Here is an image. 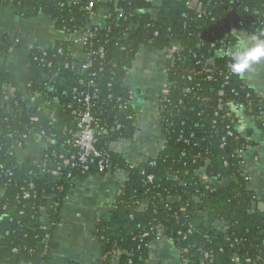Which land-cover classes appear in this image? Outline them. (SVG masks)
<instances>
[{"label": "trees", "instance_id": "1", "mask_svg": "<svg viewBox=\"0 0 264 264\" xmlns=\"http://www.w3.org/2000/svg\"><path fill=\"white\" fill-rule=\"evenodd\" d=\"M68 3L0 0V7L12 5L23 18L48 14L59 31L72 34L90 30L95 35L85 48L91 64L86 76L73 72L70 41L58 42L44 52L32 51V62L57 76L52 91L47 85L29 81L23 94L15 90L13 77L0 75V187L5 190L0 199V264H48L55 247L54 229L70 188L92 175L117 171H127L129 177L116 212L100 221L94 232L104 258L95 264H110L116 251L121 253L120 264H145L148 245L159 232L181 252L187 251L182 256L190 264H203L205 255L212 257L211 264H264V214L247 187L237 154L249 140L234 130L233 117L228 116L226 107L228 102L245 104V114L255 117L264 133V100L242 78L230 73L229 56L215 58L216 51L236 44L233 31L250 35L264 29V0H198L200 17L191 8V0H163L158 8L145 0H110V9L116 5L123 16L119 22L115 16L110 18L105 27L92 23L86 0L77 5ZM134 22L139 27L131 30ZM175 42L182 49L173 55L168 95L161 103L160 127L166 146L157 157L131 168L121 155L110 150L111 144L125 140L128 131L134 130L135 119L129 120L135 118L131 96L119 85L121 75L132 68L141 47L166 52ZM211 59L214 66L208 64ZM8 84L14 93L2 105V87ZM37 94L59 101L63 109L58 121L31 120L30 115L36 113L31 102ZM88 94L92 96L90 114L102 130L108 131V135L97 137V149L108 156L109 166L106 164L102 171L101 161L96 160L86 170L68 167V181H52L39 178V168L30 162L19 165L14 147L31 132L55 142L46 152L48 162H61L60 149L71 155L77 153L74 142L79 121L75 113L86 110L78 101ZM230 131L232 136L228 135ZM203 167L207 169V181L198 176ZM150 175L154 176L151 183ZM222 178L232 181L218 189L211 184L213 179ZM26 194L30 197L25 198ZM171 197H178L180 202L170 204ZM195 199L199 203L190 209ZM43 209L48 210L50 227L42 222ZM152 228L155 232L143 237ZM189 230L193 234L186 239L179 236Z\"/></svg>", "mask_w": 264, "mask_h": 264}, {"label": "crops", "instance_id": "2", "mask_svg": "<svg viewBox=\"0 0 264 264\" xmlns=\"http://www.w3.org/2000/svg\"><path fill=\"white\" fill-rule=\"evenodd\" d=\"M109 1L99 0L100 10L97 18L94 19L95 25L103 26L106 23ZM145 1L156 8L163 2V0ZM191 2L193 5L198 4V0ZM235 35L246 37L248 33L241 32ZM63 39L64 34L56 28L55 21L48 14L23 18L12 5L1 6L0 75L13 77L15 90L23 94L27 93L29 81L51 88L57 82V76L48 74L35 65L31 55L34 49H53ZM5 45L9 46L8 50L5 49ZM235 46L236 44L230 47V54V50ZM179 47V43H173L167 54L143 46L132 68L121 75L119 85L128 90L131 96V106L135 116L134 130L130 134L131 137L127 136L125 140L111 144L110 150L135 165L157 157L165 147L166 139L160 127L158 106L160 96L168 85V71L171 67L169 54L177 51ZM78 53L81 58L83 50H77L76 54ZM73 72L76 76L81 75V67L76 66ZM242 79L258 98L264 100V64L258 65ZM150 81L152 89L146 85ZM2 88L9 97V94L13 95L12 85L8 84ZM31 105L36 110L35 114L30 115L32 121L47 118L56 122L63 109L57 99L45 94H37L32 99ZM238 129L249 140V146L241 156L243 173L248 179L247 187L257 200V209L264 214V133L258 129L256 118L249 115L241 117ZM54 146L53 140H44L39 134L31 132L23 148L16 154L17 162L19 165L30 162L39 168V178L55 181L60 164L46 160V152ZM64 152V149H60L59 156ZM198 176L201 180L207 179L206 167L198 171ZM128 177L127 171L95 174L86 180L77 181L70 188L62 208L61 220L54 229L55 247L49 253L48 264H95L104 259L101 245L94 238V232L100 221L116 212L121 191ZM4 195L5 190L0 187V199ZM48 201L51 207L52 199L49 198ZM168 202L178 204L180 199L171 197ZM198 203L199 200L195 199L190 209ZM42 222L50 227L47 209L42 211ZM219 229H223L222 226L219 225ZM262 254L263 251L261 256L264 259ZM120 261L121 253L113 256L110 264H120ZM145 264L190 263L184 260L176 244L162 232L150 242Z\"/></svg>", "mask_w": 264, "mask_h": 264}, {"label": "built area", "instance_id": "3", "mask_svg": "<svg viewBox=\"0 0 264 264\" xmlns=\"http://www.w3.org/2000/svg\"><path fill=\"white\" fill-rule=\"evenodd\" d=\"M124 1V0H122ZM110 2V1H109ZM116 2H119V0H116ZM81 0H69V5H77L80 4ZM86 11L89 14V17L92 21V23L94 24V19L97 18L98 14H99V10H100V2L99 0H86ZM108 17L106 20V23L103 26H99V27H105L107 25V22L110 18L114 17L116 18V22H119V20L122 18V10L120 8H118L116 5L114 7L113 10L110 9L109 7V3H108ZM191 8L195 9L197 12V16L200 17L201 16V10L200 7L198 6V4L193 5L191 2ZM140 13V12H138ZM95 25V24H94ZM97 26V25H95ZM139 25L134 22L130 25V29H138ZM64 34V39L61 40L60 42H66V41H70L71 45L68 47V52L69 54L73 57L74 60V66H73V71L74 68L77 67H81V71L82 74L78 75V76H82V75H89L90 73V69H91V64L88 63V57L89 54L85 52V48L88 47L89 45H91L92 43V38L95 36L94 33H92L90 30L87 31H81V32H77V33H72V34H67L64 31H61ZM234 35L237 33L235 31L232 32ZM176 43V42H175ZM230 47L233 46H229L227 49L226 46L222 47L219 51H222L223 53H225L224 55H227L230 57V53H229V49ZM171 48V47H170ZM169 48V49H170ZM83 50V55L80 58V53H78V55L76 54L77 50ZM168 49V50H169ZM181 45L179 47V49L170 55V59H171V67L173 65V55L176 53H179L181 51ZM168 50L165 52L168 54ZM41 52H44L45 50H40ZM60 53L62 51H59ZM217 52L215 53V58H220L224 55L221 56H217ZM102 53V51H101ZM164 53V52H163ZM37 62V59H36ZM214 59H211L208 61V64L210 66H214ZM39 66V65H38ZM40 67V66H39ZM170 67V68H171ZM42 68V67H40ZM43 69V68H42ZM169 72V71H168ZM193 74H197V72L193 71ZM188 79L191 80V76H188ZM209 80L212 79V76H209L208 78ZM229 77H226L225 80L228 81ZM168 86H169V81H168V85L165 87L163 93L160 96V102H159V106H158V111H159V116H160V122H161V103L162 98L167 97L168 95ZM49 91H52V88H49ZM4 99L1 101V104L3 105L4 103L7 102V100L12 97L11 94L10 97L8 95H6V92L4 94ZM220 96L223 97V93L222 91H220ZM91 95H85L83 97L80 98V100L78 101L79 104L84 105V107H86L85 111H77L75 114L77 116V119L79 121V131L76 134L75 137V142H74V148L77 149V153L75 155H71V152L68 150H64V153H61L59 158L62 159V161L59 163V170L56 173V178L57 180H64V181H68L71 178V172L69 171L68 167H72L75 168L77 166H81L84 167V169H87V165L90 163H93L96 160H100L101 161V167L100 169L103 171L105 169V165L107 164V166H109L108 163V156H104L98 149H97V144H98V136L101 135H108V131L105 129H101L99 126L98 121L90 114V101H91ZM166 100V99H164ZM220 103H224L223 100H220ZM130 106H131V102H130ZM132 107V106H131ZM226 107L227 109H229V117H233V125H235V131L244 139L247 140V137L245 134H243L242 132L239 131L238 129V124L240 119L242 116H245V110H246V106L245 104H232L231 102L226 103ZM248 116V115H247ZM133 117H129V120H133ZM237 124V125H236ZM118 129H120V126L118 127ZM229 136H232L233 133L230 131ZM40 137H42L41 135H39ZM29 135L24 137V142L23 143H18L15 147H14V151L17 154V152L19 150H21L24 146V144L26 143L27 139H28ZM121 142V141H120ZM166 146V144H165ZM249 143L246 145V147L244 149H240L237 151L238 156L241 158V169L243 172V160H242V154L245 152V150L248 148ZM185 154V153H184ZM183 154V155H184ZM127 164L133 168L135 167L134 163H131L129 161H126ZM244 175V173H243ZM245 176V175H244ZM246 177V176H245ZM247 178V177H246ZM154 180V176L150 175L148 178V181L151 183ZM207 181V179L205 180ZM232 180L230 178H222V179H213L211 181V184L215 187V188H224L226 186L229 185V183ZM30 195L26 194L25 198H29ZM186 211V210H184ZM155 229L152 228L149 232L145 233L143 237H148L151 233H154ZM162 234V232H159L156 237ZM193 234L192 230H189L187 232V234L183 235L182 232L179 233V236H182L184 239H186L187 235H191ZM155 237V238H156ZM150 247V243L148 245V248ZM119 251L114 252L113 256H118V254L120 255V253H118ZM187 251L184 250V252H181V254L183 255V253H186ZM203 264H211L212 263V257L210 255H205L204 259L202 260ZM247 262H250V260H248Z\"/></svg>", "mask_w": 264, "mask_h": 264}, {"label": "clouds", "instance_id": "4", "mask_svg": "<svg viewBox=\"0 0 264 264\" xmlns=\"http://www.w3.org/2000/svg\"><path fill=\"white\" fill-rule=\"evenodd\" d=\"M230 52V73L237 78H244L258 65L264 64V29L246 37L237 36L236 46ZM224 54L222 51L217 52V56Z\"/></svg>", "mask_w": 264, "mask_h": 264}, {"label": "rangeland", "instance_id": "5", "mask_svg": "<svg viewBox=\"0 0 264 264\" xmlns=\"http://www.w3.org/2000/svg\"><path fill=\"white\" fill-rule=\"evenodd\" d=\"M148 88H151L152 89V84H151V81L149 83L146 84ZM151 91V90H150Z\"/></svg>", "mask_w": 264, "mask_h": 264}, {"label": "water", "instance_id": "6", "mask_svg": "<svg viewBox=\"0 0 264 264\" xmlns=\"http://www.w3.org/2000/svg\"><path fill=\"white\" fill-rule=\"evenodd\" d=\"M128 132H129V135H127V136H128V137H131L130 134L132 133V131H128ZM263 254H264V250H263ZM263 254H262V255H263Z\"/></svg>", "mask_w": 264, "mask_h": 264}]
</instances>
